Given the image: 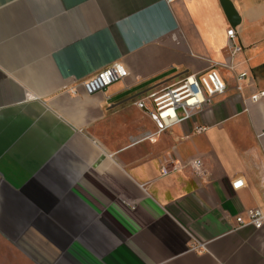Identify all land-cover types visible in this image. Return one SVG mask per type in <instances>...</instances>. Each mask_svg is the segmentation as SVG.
I'll return each mask as SVG.
<instances>
[{
	"label": "crops",
	"instance_id": "1",
	"mask_svg": "<svg viewBox=\"0 0 264 264\" xmlns=\"http://www.w3.org/2000/svg\"><path fill=\"white\" fill-rule=\"evenodd\" d=\"M231 1L234 57L220 0H0V258L264 264V227L232 231L264 209V98L251 100L264 90V0ZM116 62L126 79L79 86ZM215 62L249 73L243 91L218 68L226 94L156 134L136 103ZM171 158L201 159L205 175L163 176Z\"/></svg>",
	"mask_w": 264,
	"mask_h": 264
},
{
	"label": "built area",
	"instance_id": "2",
	"mask_svg": "<svg viewBox=\"0 0 264 264\" xmlns=\"http://www.w3.org/2000/svg\"><path fill=\"white\" fill-rule=\"evenodd\" d=\"M227 34L231 56L234 57L243 51V47L237 43L238 33L236 29H229ZM218 68H224L235 73L236 90L238 92L243 91V83L248 80L249 73H236L235 66L232 63L215 62L203 73L186 75L173 85L149 92L136 103L138 105L142 103L151 105L150 113L159 124L156 134L161 135L185 121L192 120L206 106L212 105L216 99L226 94L228 86L220 76ZM128 76L129 71L126 66L123 63L116 62L93 77L81 82L79 86L86 94L92 95L126 79ZM70 92L73 95L78 94L76 88L70 89ZM262 98H264V90L251 96V100L254 102H258ZM206 130V127H197L195 133ZM160 167L163 176H168L186 167H189L193 174L199 178L205 175L201 159H194L183 165L179 160L171 158L163 160ZM241 185V182L234 184L236 188ZM250 226L255 229L264 227V209L257 208L248 211L246 215H239L232 231H239ZM191 249L202 251L205 250V245L196 241Z\"/></svg>",
	"mask_w": 264,
	"mask_h": 264
},
{
	"label": "water",
	"instance_id": "3",
	"mask_svg": "<svg viewBox=\"0 0 264 264\" xmlns=\"http://www.w3.org/2000/svg\"><path fill=\"white\" fill-rule=\"evenodd\" d=\"M220 3L230 25L236 29L241 23V18L234 3L231 0H220ZM140 107L150 113L145 104H140Z\"/></svg>",
	"mask_w": 264,
	"mask_h": 264
},
{
	"label": "rangeland",
	"instance_id": "4",
	"mask_svg": "<svg viewBox=\"0 0 264 264\" xmlns=\"http://www.w3.org/2000/svg\"><path fill=\"white\" fill-rule=\"evenodd\" d=\"M0 250L2 251H9V247L3 243L0 242ZM0 264H11L10 260L3 257L0 258Z\"/></svg>",
	"mask_w": 264,
	"mask_h": 264
}]
</instances>
